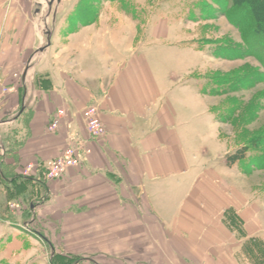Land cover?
<instances>
[{
  "label": "crops",
  "instance_id": "1",
  "mask_svg": "<svg viewBox=\"0 0 264 264\" xmlns=\"http://www.w3.org/2000/svg\"><path fill=\"white\" fill-rule=\"evenodd\" d=\"M39 2L0 0V264H16L19 256L25 257L21 264H56L53 235L33 228L40 236L34 241L13 229L57 219L101 239L151 240L154 234L192 249L122 251L126 261L111 264H264V251L225 250L234 232L227 213L247 205V188L233 183L229 142L219 136L199 84L188 79L200 65L168 67L169 51L172 63L183 59L187 41L170 36L183 29L181 22L173 25L161 9L105 7L95 22L72 28L67 17L73 8L65 9L50 27L51 44L35 60L32 53L47 43ZM192 47L190 55L202 54L209 69L206 53ZM91 104L106 126L103 140L87 131L84 111ZM54 118L59 128L50 132ZM69 147L84 162L59 182L48 181L46 162ZM214 151L216 160L209 157ZM40 185L45 192L37 195ZM20 201L29 219L8 210ZM260 217L256 212L251 222L261 223ZM88 263L103 264L89 255L74 264Z\"/></svg>",
  "mask_w": 264,
  "mask_h": 264
},
{
  "label": "rangeland",
  "instance_id": "2",
  "mask_svg": "<svg viewBox=\"0 0 264 264\" xmlns=\"http://www.w3.org/2000/svg\"><path fill=\"white\" fill-rule=\"evenodd\" d=\"M49 1L40 0L39 5H35L41 13L39 16L41 32L46 24L49 27H53L55 23L58 24L63 17V11L70 8H73V12L67 17L68 23L72 21L76 26L84 20L89 21L94 15L98 18L105 7L131 11L161 9V14H166L173 25L181 22L184 30L181 28L171 33L170 36L175 39L174 41L185 39L187 43L188 41L197 43H184L185 48L182 46L183 59L180 58L179 61L173 63L170 60L169 51L168 67L176 64L182 70L183 68L186 70L188 64L200 65L197 72L188 74V79L193 82V85L199 84L201 93L210 102L219 136L229 142L230 151L226 159L230 163L229 157L231 156V164L235 165L232 174L233 183L247 188V205L238 209L241 216L236 214L235 208H231V212L227 213L230 221H233L229 227L234 232L231 233V240L225 243V250L248 251L249 255H254L252 254L254 251H264V64L253 55L236 59L220 56L227 52L220 45L230 42L241 44L243 40L242 32L229 21L219 2L217 3L216 0H55L50 7ZM58 8L61 12L56 15ZM135 16L136 18L142 17L139 14ZM50 17L51 21H49ZM247 19L248 16L244 17V20ZM41 37V43H44L46 36L42 34ZM194 44L206 53L209 69L205 68L202 54L194 52L193 56L190 55ZM216 45L220 48L216 49ZM35 51L30 58L36 60L41 55H34ZM62 156L46 162L45 177L52 183L59 182L69 169L57 177H47L49 163ZM209 157L216 160V152H209ZM236 157H240L241 160H236ZM37 191V195H42L45 189L40 185ZM234 195L235 193L233 198ZM240 197L243 198L242 195ZM256 201L261 205V209L256 206ZM8 210L13 215L22 211L21 213L26 216H23L24 220L31 217L28 205L21 201L9 206ZM62 212L61 209L56 215L62 217L64 215ZM256 212L258 217H262H260L261 223L257 225L251 222L255 221ZM44 215L47 216L46 213ZM108 226L116 230L115 225ZM16 228H20L22 239L34 240L36 236L40 237L34 229H41L42 232H40L43 234L46 230L51 236L53 235L58 247L56 264H72L74 261L77 263L82 255L98 258L103 264H111L112 259H125L122 251H192L191 247L185 246V241L154 238V234L151 240L117 239L111 236L101 239L91 234L90 231L86 232L79 223L73 222L66 225L59 219L55 223H48V220H44L40 224H32L29 227L18 226L13 229V232L17 231ZM160 236L164 237V234L160 233ZM25 246L30 249V242L26 241ZM111 251H116L115 256L111 255ZM24 260V256H19L15 261L16 264H21ZM250 261L254 262V259L250 258Z\"/></svg>",
  "mask_w": 264,
  "mask_h": 264
},
{
  "label": "trees",
  "instance_id": "3",
  "mask_svg": "<svg viewBox=\"0 0 264 264\" xmlns=\"http://www.w3.org/2000/svg\"><path fill=\"white\" fill-rule=\"evenodd\" d=\"M216 1L217 3L219 2V5L223 9V13L228 17L229 21L240 29L243 40L241 44L230 42L220 45L223 46V49L227 50L224 55L220 56L228 59H236L246 55H253L264 64V0ZM246 16H248V19L244 20ZM71 19L73 20V18ZM96 19L97 15H94L89 21L84 20L80 22V24H91ZM69 24H71L72 28L75 27L74 22L69 21ZM218 46L219 45H216L215 48H220ZM235 159L241 160L240 157H236ZM229 162L232 163L231 156L229 157ZM74 263L75 261L72 264Z\"/></svg>",
  "mask_w": 264,
  "mask_h": 264
},
{
  "label": "built area",
  "instance_id": "4",
  "mask_svg": "<svg viewBox=\"0 0 264 264\" xmlns=\"http://www.w3.org/2000/svg\"><path fill=\"white\" fill-rule=\"evenodd\" d=\"M5 92L8 89H3ZM85 122L86 128L89 135L96 140H103L107 136V129L102 121L98 107L95 104H91L86 107L85 111ZM59 115L64 116L65 111L59 110ZM59 128V118H54L48 126L50 132H56ZM89 153V150L87 151ZM84 162V158L78 154L77 150L73 147H69L64 156L54 159L47 166V177H57L62 172L66 171L70 167H76L81 165ZM34 168L33 164L25 167L23 170V175H30L32 169Z\"/></svg>",
  "mask_w": 264,
  "mask_h": 264
},
{
  "label": "water",
  "instance_id": "5",
  "mask_svg": "<svg viewBox=\"0 0 264 264\" xmlns=\"http://www.w3.org/2000/svg\"><path fill=\"white\" fill-rule=\"evenodd\" d=\"M54 1H55V0H50V1H49V5H50V7L53 5ZM48 16H49V14H48ZM48 16H47V17H48ZM44 29H45V32H46V34H47V43H45V44H43L41 47H39V48L35 51V54H34V55H36V54L41 55V54L45 51V49L47 48V46H49V45L51 44V37H52V34H53V30L50 29V27H49L48 24H46V25L44 26Z\"/></svg>",
  "mask_w": 264,
  "mask_h": 264
}]
</instances>
